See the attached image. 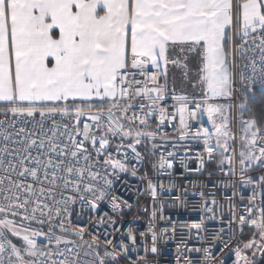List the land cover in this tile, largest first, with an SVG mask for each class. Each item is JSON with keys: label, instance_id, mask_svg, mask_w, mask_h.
<instances>
[{"label": "snow or ice", "instance_id": "snow-or-ice-1", "mask_svg": "<svg viewBox=\"0 0 264 264\" xmlns=\"http://www.w3.org/2000/svg\"><path fill=\"white\" fill-rule=\"evenodd\" d=\"M257 86L264 0H0V264H151L176 238L158 177L177 162L208 179L175 264H264ZM124 174L151 199L144 231H121Z\"/></svg>", "mask_w": 264, "mask_h": 264}, {"label": "built area", "instance_id": "built-area-1", "mask_svg": "<svg viewBox=\"0 0 264 264\" xmlns=\"http://www.w3.org/2000/svg\"><path fill=\"white\" fill-rule=\"evenodd\" d=\"M259 87V86H257ZM194 126L196 125V122H193ZM168 131H171V125L168 126ZM193 148V151L189 153V155H195V149L199 147V145L195 141L189 142ZM150 147V145H149ZM141 151H145V149H140ZM159 154V153H158ZM157 154V155H158ZM184 154V150L180 149L178 152V158L179 156ZM155 157H149V160L141 162L138 167L140 169V174L147 171L149 172V175L153 178L154 182L157 180L156 173H154L151 169V161L154 160ZM132 163H135L133 161ZM190 167L195 166L194 161L189 162ZM176 168L179 169V171H174L173 177H168L161 175L158 177L160 181H162L165 185V188L168 187L169 183H175L176 188L172 190L171 193L164 191L161 193L159 199L164 202V215L165 217H171V220L173 223L177 225V232H176V238L173 240H168L165 242V240H160L157 244V247L159 249V252L157 254H151L148 253V258L151 261V264H175V256H176V245L179 243V237L182 230L180 229L179 225L183 224L185 222L192 223V222H198L199 220V213L194 211L191 207L192 204L196 202V200L199 199L198 196L193 197L192 192L195 190L193 185L197 182H206L208 179L207 172L203 173H188L185 175H181L180 173H183V168L180 167L179 163L177 162ZM208 171H211L209 168ZM124 179L128 181L127 185L122 184V182L117 181L116 188L118 192L124 196L125 199H128L130 203L133 204V209L131 212L126 211V215L124 219L128 221V224H125L121 231L124 232L127 230V227L129 224H131L132 227L136 228L137 231H144L147 228V216L141 212L138 211V209L142 208L143 206H151V199L148 196V194L145 192L142 195L138 196L136 189L143 188L144 186L140 184L139 180L137 178H133L130 175L124 174ZM187 187L188 188V195L183 196L181 189ZM159 191V189H158ZM177 197H180L182 199H185L187 201L188 206L183 207L179 204V201L177 200ZM174 204V206H169ZM107 210V209H105ZM139 216L140 218L133 223V217ZM159 227H170L167 220L159 221L158 222ZM207 227L209 229H215L219 227V224L217 222H207ZM133 258L137 256V253H133ZM139 255H144L143 250L141 249L139 252ZM230 264V262H229Z\"/></svg>", "mask_w": 264, "mask_h": 264}, {"label": "trees", "instance_id": "trees-1", "mask_svg": "<svg viewBox=\"0 0 264 264\" xmlns=\"http://www.w3.org/2000/svg\"><path fill=\"white\" fill-rule=\"evenodd\" d=\"M249 104L254 111L259 112L261 108H264V95L259 91V87L255 90L254 99L249 100Z\"/></svg>", "mask_w": 264, "mask_h": 264}]
</instances>
